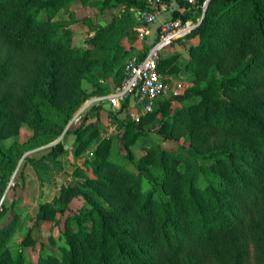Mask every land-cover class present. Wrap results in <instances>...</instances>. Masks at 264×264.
Masks as SVG:
<instances>
[{
	"label": "trees",
	"instance_id": "trees-1",
	"mask_svg": "<svg viewBox=\"0 0 264 264\" xmlns=\"http://www.w3.org/2000/svg\"><path fill=\"white\" fill-rule=\"evenodd\" d=\"M65 2L0 0V264H264V0H208L205 11L202 0L189 9L179 0L182 9L172 10V17L202 15L183 35L196 39L187 62L196 83L174 96L186 101L158 131L184 136L189 146L151 145L131 169L108 159L111 137L104 136L89 162L94 176L62 185L56 197L38 203L36 220L65 225L61 254L27 262L24 248L35 243L31 228L11 250L20 222L15 216L4 220L12 170L27 147L56 138L96 93L83 88L86 73L114 72L121 81L123 55L130 49L122 40L132 43L137 31L131 7L144 4L101 0L105 12L116 5L123 9L92 26L87 46H74L72 28L54 18ZM176 59L161 55L159 70ZM171 102L165 99L160 109L166 111ZM129 105L127 98L118 110ZM22 124L32 130L27 140L3 143ZM140 124L135 119L124 124L130 161L131 146L145 132ZM67 131L76 135L75 153L99 137L95 122L82 121ZM61 149L58 140L49 153ZM18 172L22 179L21 166ZM149 174L150 187L143 190ZM78 194L85 202L71 213ZM85 219L90 227L82 225Z\"/></svg>",
	"mask_w": 264,
	"mask_h": 264
},
{
	"label": "rangeland",
	"instance_id": "rangeland-1",
	"mask_svg": "<svg viewBox=\"0 0 264 264\" xmlns=\"http://www.w3.org/2000/svg\"><path fill=\"white\" fill-rule=\"evenodd\" d=\"M102 6L101 0H92L91 3L66 0L65 4L56 12L54 18L62 20L72 28V45L87 46L86 39L89 37L92 26L105 23L109 17L106 16L107 12ZM45 10L42 9L40 16L45 14ZM132 16L136 25L135 30H137L136 37H134L132 43L127 38L122 40L124 46L127 49L130 48L123 55V64L134 56L139 57L148 48L146 25L144 24L145 29L140 30L138 26L142 23L136 19L133 9ZM200 17L201 15L196 19V23ZM195 41L194 38L188 39L182 36L161 49L163 57L177 55V59L169 66L162 68L161 73L168 84V89L153 100L151 110H146L142 101H136L133 106L129 105L127 108L117 110L105 100L99 99V97L112 91L117 86L119 79L114 72L103 76L96 71H90L84 75L83 88L88 92L96 89V93L90 94L73 112L62 132L56 138L39 145L27 147L19 158L17 166L11 172L5 190V194H7L5 202L8 207L4 220L5 222L11 220L13 216L20 220L10 239L13 252L27 229L31 228L35 243L24 248V257L27 262L37 261L39 255L52 252L57 255L61 254L60 246L67 244L66 234L61 231L64 230L65 225L58 226L52 220H36L35 214L38 203L41 200H52L59 193L62 185H75V181L80 178L94 176L89 162L95 158L93 151L97 141L104 136L111 137L108 159L131 169L134 168L133 161L144 156L148 151L147 148L151 145L160 144L167 150H174L180 144L189 146V140L184 136L165 137L158 131V128L164 118L172 120L176 108L186 101H180L174 96L183 93L188 87L196 83L195 73L187 65L190 58L188 47L190 44H194ZM173 64L176 65L177 69H171ZM198 82L203 83L200 80ZM165 99H171L172 102L171 106L163 112L160 106ZM130 119L140 121L141 127L145 130L131 146L133 153L131 161L126 155L122 137L124 124ZM82 121L84 123L95 122L99 137L91 140L81 152L75 153L76 135L72 131H67V129L80 124ZM31 133L32 130L26 124H22L19 131L4 138L3 143L10 144L13 139L23 142L27 140ZM58 140L62 143V149L57 154L52 155L49 151L52 144ZM20 166L23 170L22 179L19 177L18 172ZM150 177V174L148 177H143V190L150 187ZM12 187L13 190H11ZM84 202L85 199L82 194L74 196L70 202L69 210L71 213L79 212ZM82 225L90 227V221L85 219ZM71 226L72 228L76 227L74 222Z\"/></svg>",
	"mask_w": 264,
	"mask_h": 264
},
{
	"label": "built area",
	"instance_id": "built-area-1",
	"mask_svg": "<svg viewBox=\"0 0 264 264\" xmlns=\"http://www.w3.org/2000/svg\"><path fill=\"white\" fill-rule=\"evenodd\" d=\"M188 6L195 5L197 0H180ZM208 0H202L204 8ZM142 6H133L140 30L151 23L159 12L165 8L164 0H143ZM198 18V17H197ZM145 24V25H144ZM196 25V20L191 18L169 17L158 25L156 39L151 43L142 57L134 56L128 59L124 66V74L121 81L110 92L99 97L105 100L114 109L121 108L123 100L129 98L130 105L136 101H142L146 110H151L155 98L165 93L168 84L159 70L161 49L170 45L176 38L183 36Z\"/></svg>",
	"mask_w": 264,
	"mask_h": 264
},
{
	"label": "crops",
	"instance_id": "crops-1",
	"mask_svg": "<svg viewBox=\"0 0 264 264\" xmlns=\"http://www.w3.org/2000/svg\"><path fill=\"white\" fill-rule=\"evenodd\" d=\"M79 1V0H78ZM80 2V1H79ZM81 3V2H80ZM181 8L182 6L179 3V0H168L166 2V6L164 9H162L159 14L156 16V18L146 25V29L148 30L147 36H146V42L149 45L156 39L157 33H158V25L161 23L164 19H167L169 17H172V10ZM123 9V5H116L113 6L111 9H108L106 12V16H109L111 13L112 14H120L121 10ZM133 7H131V10ZM136 28V25H134ZM48 200V199H46ZM43 201V200H41Z\"/></svg>",
	"mask_w": 264,
	"mask_h": 264
},
{
	"label": "water",
	"instance_id": "water-1",
	"mask_svg": "<svg viewBox=\"0 0 264 264\" xmlns=\"http://www.w3.org/2000/svg\"><path fill=\"white\" fill-rule=\"evenodd\" d=\"M205 9H206V8L204 7V10H203V11H205ZM201 19H202V15H201V17H200L199 21H200ZM199 21H198L197 23H199Z\"/></svg>",
	"mask_w": 264,
	"mask_h": 264
}]
</instances>
